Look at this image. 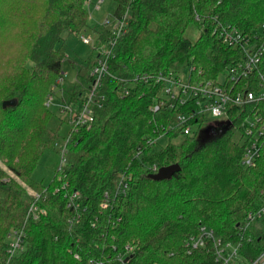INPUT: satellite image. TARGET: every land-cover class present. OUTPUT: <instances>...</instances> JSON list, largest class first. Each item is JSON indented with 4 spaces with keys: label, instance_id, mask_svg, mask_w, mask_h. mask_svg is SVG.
<instances>
[{
    "label": "trees",
    "instance_id": "16d2710c",
    "mask_svg": "<svg viewBox=\"0 0 264 264\" xmlns=\"http://www.w3.org/2000/svg\"><path fill=\"white\" fill-rule=\"evenodd\" d=\"M85 1L0 0V67L13 69L0 82V161L14 176L0 170V264L6 235L17 228L25 233V247L8 264H217L209 241L185 253V239L200 224L238 245L232 264L256 259L264 251V216L242 236L237 226L264 205V151L255 167H241L240 131L223 124L210 126L204 142L168 131L166 144L149 145L147 138L157 128L161 133L174 112L150 111L156 87L139 85L124 97L115 89L118 79L136 73L190 66L195 79H215L240 50L211 35L212 19L250 33L264 25V0H110L112 16L128 13L126 33L108 59L104 105L95 109L89 128L72 131L43 101L66 57L63 34L88 28ZM196 16L204 29L191 42L185 31L198 24ZM93 32L98 46L107 43L108 28ZM96 56L91 50L81 64L67 59L87 82ZM62 89L67 101L78 91L68 83ZM11 100L16 103L1 106ZM68 136L61 170L46 183L32 180L42 152L59 155ZM173 164L179 170L170 178L153 177L151 167ZM121 174L130 176L125 196L116 194ZM20 182L39 195L37 220L26 217L34 199ZM73 191L77 207L68 206ZM126 244L133 252L123 263L118 255Z\"/></svg>",
    "mask_w": 264,
    "mask_h": 264
},
{
    "label": "built area",
    "instance_id": "2783aa9c",
    "mask_svg": "<svg viewBox=\"0 0 264 264\" xmlns=\"http://www.w3.org/2000/svg\"><path fill=\"white\" fill-rule=\"evenodd\" d=\"M91 0H86V6ZM102 0H97L95 8H99ZM112 16V15H111ZM128 13L121 16H112L111 20L105 19L101 27L110 30L107 43L98 46L96 39L90 34L80 33L78 38L85 45H91L97 51L95 65L89 70V80L82 82L76 74L71 81L77 87V93L70 101L65 100L63 84L67 74L60 71V77L50 86L45 96L43 105L51 110H56V116L65 120L77 131L82 127L89 128L94 120V111L101 108L106 95L103 92V79L109 75L108 59L111 56L113 47L126 33ZM204 29V23L198 16L195 17ZM210 28L211 35L227 47H237L240 50V57L230 62L223 72L214 79H195L192 72L193 67L185 70H168L157 73H136L131 77L118 79L120 85L115 89L118 97H124L133 92L137 86L156 87V94L150 106L152 113L162 110L173 111V121L164 127L157 128L154 133L147 138L149 145L158 144L166 132H179L182 136L199 135L203 129L209 126L225 125L230 122V127H236L241 134L243 151L239 164L243 168H253L264 151V25H260L250 33H243L229 23H221L216 17L212 19ZM207 116L213 119L207 122L204 127L201 123L206 122ZM235 126L233 125V122ZM198 126L197 130L192 126ZM164 132V133H163ZM69 136L64 141L60 149V162L57 171H60L64 164V154ZM151 171H157L155 166ZM60 180V175L58 176ZM129 175L121 174L117 186L116 194L125 196L128 189ZM67 186H61L63 190ZM58 192V188L54 190ZM28 194L34 199L27 210L26 217L30 216L37 220L39 208L36 201L39 195L28 189ZM107 196V194H104ZM79 193L73 191L69 196L68 206L77 207ZM264 216V205L258 209L247 213L242 224H239L238 231L242 236L249 230L252 224L257 223ZM250 239V238H248ZM211 242L214 249V261L217 264H232L238 258V245L224 242L215 232L206 225L200 224L198 233L187 237L183 243L186 254H190L195 249L204 248L207 242ZM25 247V233L23 229L17 228L9 231L5 239L4 251L6 258L1 264H8L9 261L20 254ZM133 252V247L126 244L118 260L124 262ZM78 258V255H74ZM253 264H264V251H262Z\"/></svg>",
    "mask_w": 264,
    "mask_h": 264
},
{
    "label": "rangeland",
    "instance_id": "374dc122",
    "mask_svg": "<svg viewBox=\"0 0 264 264\" xmlns=\"http://www.w3.org/2000/svg\"><path fill=\"white\" fill-rule=\"evenodd\" d=\"M96 1L97 0H91L90 3L87 4L88 5L87 10L89 15L88 26H87L88 28L83 32H80V33L90 34L93 39H96L95 33L93 32V27H97V26L99 27V25H101V23H103L105 19L111 20L112 19L111 11L113 9V5L110 0H102L98 9L95 8ZM197 21L198 20L196 19V22ZM197 23L200 24L199 22ZM198 24L189 25L185 31V37L191 42H194L199 36L200 32L202 31L201 24L200 26H198ZM80 33H76L75 36L68 35L66 33L63 34L65 39L64 44H65L66 57L61 64V70L67 72L64 79V84L65 83L71 84L72 83L71 81L75 78L77 74L76 69L71 67L67 57L73 59L74 62L81 64L90 56L91 50L97 52L95 49L96 47L93 48L91 47V45H85L82 42H80L78 38V35H80ZM184 70H185L184 74H186L187 68H185ZM12 71H13L12 68L10 69V68L0 67V82H2L5 76L10 75ZM82 82L84 83V81ZM49 111H51L56 115V110L54 108H51V110ZM212 120L213 119H211L210 116H207L206 122L205 121L202 122L201 126L204 127L207 122H210ZM51 126H53V124H51ZM63 129H66V125L63 126ZM192 129L193 131L197 130L198 126L193 125ZM237 134L241 139L240 132H238ZM168 141H169V137L164 136L162 139H160L159 144L164 145ZM173 141H175V139H173ZM177 142L179 143V141H176V144H178ZM59 162H60V153L58 155L54 151L45 150L44 152H42V155L39 157L36 167L32 171L31 179L34 180L35 182H45V183L48 182L54 176V173L57 169ZM0 170L5 171L10 177H14L10 172L7 171L4 163L1 161H0ZM20 185L26 189L28 188L23 182H20ZM245 264H253V260Z\"/></svg>",
    "mask_w": 264,
    "mask_h": 264
},
{
    "label": "water",
    "instance_id": "95a60500",
    "mask_svg": "<svg viewBox=\"0 0 264 264\" xmlns=\"http://www.w3.org/2000/svg\"><path fill=\"white\" fill-rule=\"evenodd\" d=\"M16 103L15 100H11V101H5L1 104L2 107H5L6 105H14ZM225 128H229L230 127V122L227 121L224 125ZM212 135V127H206L205 129H203L201 131V133L198 135V138L200 139L201 142H204L205 140L209 139L210 136ZM179 170V166L177 164H173V165H169L166 167H162L159 168L156 173L153 175V177L155 179H168L172 176V174L176 171ZM131 257V255L128 258L124 259V262H126L129 258Z\"/></svg>",
    "mask_w": 264,
    "mask_h": 264
}]
</instances>
